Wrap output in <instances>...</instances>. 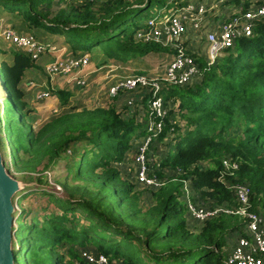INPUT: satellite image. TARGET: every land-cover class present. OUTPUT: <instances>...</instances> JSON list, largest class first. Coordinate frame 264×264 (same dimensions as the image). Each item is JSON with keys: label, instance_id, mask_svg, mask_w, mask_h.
Masks as SVG:
<instances>
[{"label": "trees", "instance_id": "1", "mask_svg": "<svg viewBox=\"0 0 264 264\" xmlns=\"http://www.w3.org/2000/svg\"><path fill=\"white\" fill-rule=\"evenodd\" d=\"M188 2L0 0V7L22 17L35 31L69 34L72 54L98 51L95 59L100 65L171 53L158 43L136 39L144 23L132 30L130 26L146 12L152 16L157 8ZM263 2L226 3L247 9ZM197 60L203 70L200 77L163 88L165 126L148 152L150 173L163 182L159 187L140 184L129 172L147 135L148 89L135 90H143L136 95L135 105L126 102L121 109L116 102L123 93L111 105L90 107L71 103V94L58 90L53 93L62 110L38 130L26 117L20 118L18 133L8 140L14 167L34 171L44 159L49 166L66 157L69 175L82 185L67 200L57 197V203L65 205L61 212H51L41 224L31 226L34 236L21 239L16 261L24 264L25 256L29 264H83L81 250L94 247V252L125 264H224L233 248L225 250L230 236H246L247 222L225 211L203 221L195 219L189 212L185 184L193 193V203L210 209L237 208L229 184H247L254 209L264 218V18L256 22L251 36L240 37L214 65L207 67L203 57ZM35 65L29 53L15 49L13 62L0 64L8 98L21 111L28 109L21 83ZM160 145L166 147L162 152L157 150ZM226 159L239 168L222 179ZM146 192L152 195L151 206L143 202ZM79 211L87 224L80 222ZM194 222L200 223L199 228H194Z\"/></svg>", "mask_w": 264, "mask_h": 264}, {"label": "built area", "instance_id": "2", "mask_svg": "<svg viewBox=\"0 0 264 264\" xmlns=\"http://www.w3.org/2000/svg\"><path fill=\"white\" fill-rule=\"evenodd\" d=\"M85 1L93 2L95 0ZM208 11L204 5H197L190 1L183 6L174 4L172 7L155 9L152 16L137 30L136 39L143 42L158 43L171 50V59L164 64L162 70L156 75H124L109 87V94L111 95H118L123 91H135L139 88L148 89L151 94L147 135L133 160L137 181L145 186L159 187L163 185V182L156 175L150 173V158L148 157L152 142L164 129V119L168 113L162 95L163 88L185 85L202 75L203 70L194 55L195 52L188 46V35L190 30L197 33L202 29L204 26L202 23L206 20ZM262 18H264V2L251 5L247 9L243 5H238L236 11H232L227 19L221 21L217 27L215 26L216 29L206 34L207 53L205 61L207 67L214 65L228 48L235 46L240 37L251 36L256 22ZM0 30V36L3 40L27 51L33 60L40 59L44 54H51V59L44 65L45 73L50 80L65 76L81 86L87 85L86 73L88 72L86 70L91 64V57L88 53L80 56L67 54L65 48L42 42L34 34L20 33L10 25L1 26ZM50 96V87L39 91L36 95L39 101L46 100ZM135 100L132 97L127 101V104L134 106ZM2 128H4V123L1 122ZM223 166L222 179L226 178L227 175H235L239 168L238 163L229 159L223 161ZM229 188L235 192L239 202L238 207L210 209L193 203V193L186 182L185 196L188 201L189 212L200 221L222 211L244 218L247 222V235L239 238V243L232 248L224 262L225 264H264V218L257 212L251 211V188L244 183L229 184ZM81 257L83 264H125L122 260L111 259L103 253H96L90 249L81 250ZM75 264L81 263L76 262Z\"/></svg>", "mask_w": 264, "mask_h": 264}, {"label": "rangeland", "instance_id": "3", "mask_svg": "<svg viewBox=\"0 0 264 264\" xmlns=\"http://www.w3.org/2000/svg\"><path fill=\"white\" fill-rule=\"evenodd\" d=\"M171 1L172 0H167V2L169 3H171ZM175 1L185 2L187 0ZM190 2H192V0H190ZM226 2L227 0H196L194 3H196L197 5H204L209 10L208 14H206V17L208 16V18H212L214 20L224 21L230 16L234 7L233 4H229ZM252 5H254V3ZM2 10L3 9L0 7V27H4V25H10L17 30L19 29L20 31H28L22 33L34 34V36L40 41L46 43L49 42L50 44H54L61 48L65 47L62 45H66L68 47V51L66 49V53L68 54L70 52L69 44L67 42V39L70 38L69 34H49V32L47 31H35L34 28L30 29L29 27H27L22 17L18 16L17 14H12L7 10ZM150 17L151 14L149 12L142 14L138 18L136 23L130 26V30L136 29L138 25L145 23ZM194 33L196 32L190 30L189 35L193 36ZM197 35L199 36L198 40L196 41L199 43L196 46V48L199 49L197 50L198 52L194 51V54L190 49L189 50L197 58L203 57L205 59L207 53V37L205 36V32H203L202 30L197 32ZM191 36L188 37L189 43L192 41ZM13 49L18 52L24 51L16 47L14 44L3 40L0 36V64L2 61H6L9 64L13 62ZM167 53L169 52L166 51L160 53H151L144 58L133 60L124 64L120 61L111 60L109 63L100 62L102 63L100 65L98 64V59H95V57L99 58L98 56L100 52L97 51L95 53H88L92 59L90 64V66H92V69H95V66L100 69L97 72L94 71V73L91 74L89 80L87 81V85L82 86L81 89L78 87H76L77 89L74 88L72 86L73 82H71L68 77L65 76L57 77L58 79L60 78L57 82L55 81L57 79L56 77L50 80L49 76H47V74L45 73L44 65L48 60L51 59V54H44L40 59L34 60V63L36 65L26 71L25 76L22 80L21 86L26 94L25 101L27 100L26 102L28 103V109L26 108L24 111H21L18 107H15L12 100L8 98L9 92L4 84V80L2 79L0 71V119L1 122L5 124L4 128L0 129V149L2 151L4 163L7 169L12 176L17 178L21 182L23 186V189L14 197V205L16 209V232L14 236V247L16 249L14 250H18L21 248V239L25 235L29 236V230L34 223L40 221L41 224V222L45 219V216L47 214H50L51 212H61L63 206L65 205L57 203V197L62 198L63 200H67L70 198V192L73 191L77 187V185H82V181L73 180L71 178V175H69L71 165L68 169L67 163L70 159L66 157H62V159H60L57 163L52 165L49 164V166H47L48 160L44 159L42 163L36 166V169L34 171H19L12 164L11 151L9 150L10 148L8 146V140L10 141V139L14 135H16V133H18L20 129V118L23 119V117H26L25 119L27 120V123L30 124L35 130H38L43 125V123H45L53 115L58 114L62 110V106L57 105V96H55V105L52 104L53 101L49 102L51 98L50 100L46 99L40 101L37 99L36 95L40 91L42 84L50 85L49 81L53 82L55 84V87L54 89H51L52 93L54 91L64 90L65 92H69L71 94V103L81 105H83V103H86L84 105L90 107L95 106V102L93 101L94 99H92V97H94L96 94L94 92H98V90H100V86L102 84H105V88L101 90V92L97 93V97H99L98 100L101 101V104H103V106H108L115 103L118 97L122 93H125L120 92L118 95L109 94V87L115 80H117L121 76L128 74H141L137 73L139 70L143 71V74L146 75H156L162 70L164 64L169 61L170 57ZM224 53L222 54V56L224 55ZM28 82H31L29 84L30 86H32L31 89L26 86ZM52 95H54V93ZM122 98L123 97L121 96V100ZM119 100L120 99H118V101ZM137 106L140 107L141 110L145 108L142 105L139 106L137 104ZM182 124H184L183 120ZM165 148L166 147L164 145H160L157 150L162 152V150ZM134 154L135 153L131 155L132 158ZM133 165H129V172L132 173L133 176H135V169ZM47 192L53 193L54 196L48 194ZM149 197H152V195L149 192H146L144 196L145 200L143 201L145 202L146 206H151L153 203L152 200H148ZM251 211H255L253 204L251 207ZM82 214L83 213L79 211L77 216L81 218V223H86L87 220L84 218V214ZM187 220L192 222V218L190 217ZM193 224L194 228H199L200 226L199 222H194ZM33 236L34 235L30 234V237ZM237 236V234H233L230 236L229 245L225 250L230 247H235L239 243L240 236ZM89 249L94 251V247ZM63 252L67 254L65 251ZM25 254L26 251H24V255ZM25 258L26 257L24 256L23 263L29 264L27 263V259ZM16 264H22L20 262V259H17Z\"/></svg>", "mask_w": 264, "mask_h": 264}, {"label": "water", "instance_id": "4", "mask_svg": "<svg viewBox=\"0 0 264 264\" xmlns=\"http://www.w3.org/2000/svg\"><path fill=\"white\" fill-rule=\"evenodd\" d=\"M22 189L21 182L7 169L0 149V264H16L14 197Z\"/></svg>", "mask_w": 264, "mask_h": 264}, {"label": "crops", "instance_id": "5", "mask_svg": "<svg viewBox=\"0 0 264 264\" xmlns=\"http://www.w3.org/2000/svg\"><path fill=\"white\" fill-rule=\"evenodd\" d=\"M190 1V0H189ZM196 0H192V2H195ZM196 4V3H195ZM236 8H237V6H235L234 5V7H233V9H232V11L234 12V11H236ZM220 22L221 21H218V20H214V19H212V18H208V16L206 17V20L204 21V23H202V31L203 32H205V36H206V34L209 32V31H212V30H214V29H216V27L218 26V24H220ZM216 26V27H215ZM200 30V31H201ZM19 32H28V31H20V30H18ZM191 35H188V37H190ZM191 38H192V41L188 44V46H189V48L192 50V51H196V52H198L197 50H199V49H197L196 48V46H197V44H199L198 42H196L197 40H198V38H199V36L197 35V33H194V35L193 36H191ZM196 42V43H195ZM195 44V45H194ZM62 46H65V47H62V48H65V49H67V51H68V47L66 46V45H62ZM69 49H70V47H69ZM207 49V48H206ZM70 51V50H69ZM68 54H72V52L70 51ZM167 54H169V57H170V59H171V53H167ZM91 61H92V59H91ZM99 62V61H98ZM95 69H92V66H90L89 68H88V70H86L88 73H86V77H87V80H89V77L91 76V74L92 73H94L93 71L94 70H99L100 68H97V66H95L94 67ZM97 72V71H96ZM65 78V77H64ZM60 79V78H59ZM58 78L55 80L56 82L59 80ZM68 79L70 80V78L68 77ZM116 81V80H115ZM114 81V82H115ZM71 82H73V84H72V86L74 87V88H76V87H78V88H82V86L81 85H79V84H77L76 82H74V81H71ZM113 82V83H114ZM31 83V82H30ZM29 82L27 83V85L26 86H28L30 89H31V87L32 86H30L29 84H30ZM49 84L50 85H47V84H42V86H41V89H40V91L41 90H43V89H45V88H48L49 89V87L51 88V89H54V83L53 82H50L49 81ZM81 86V87H80ZM105 88V84H102L101 86H100V90H98V92H94V93H96L95 94V96L94 97H92V99H94L93 101L95 102V106H97V105H101V106H103V104H101V101L100 100H98V98L99 97H97V93H99V92H101V90H103ZM77 89V88H76ZM80 91V90H79ZM143 90H140V91H128V92H125L124 94H122V100H121V102H120V100L118 101V102H116L118 105V107L121 109L125 104H126V102L129 100V99H131L132 97L135 99V97H136V95L137 94H140L141 92H142ZM52 93V92H51ZM54 96V95H53ZM52 96V97H53ZM119 98V97H118ZM54 99V100H53ZM84 99V98H83ZM91 100V99H90ZM53 101V102H52ZM49 102H52V104L53 105H55V96L53 97V98H51V100L49 101ZM120 102V103H119ZM57 105H60V100L57 98ZM51 104V105H52ZM84 104H86V103H83V105ZM84 106H86V105H84ZM53 107V106H52ZM56 110V109H55ZM54 110V111H55ZM189 223H192L191 221H188ZM191 226V225H190Z\"/></svg>", "mask_w": 264, "mask_h": 264}]
</instances>
